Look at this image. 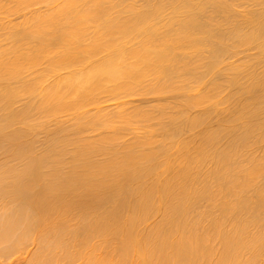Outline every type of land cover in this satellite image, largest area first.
Instances as JSON below:
<instances>
[{
    "label": "bare ground",
    "instance_id": "1",
    "mask_svg": "<svg viewBox=\"0 0 264 264\" xmlns=\"http://www.w3.org/2000/svg\"><path fill=\"white\" fill-rule=\"evenodd\" d=\"M0 264H264V0H0Z\"/></svg>",
    "mask_w": 264,
    "mask_h": 264
},
{
    "label": "rangeland",
    "instance_id": "2",
    "mask_svg": "<svg viewBox=\"0 0 264 264\" xmlns=\"http://www.w3.org/2000/svg\"><path fill=\"white\" fill-rule=\"evenodd\" d=\"M147 101L146 102H150V103H152L151 101L154 99V97H147V98H145ZM145 99H144V101H145ZM165 99V98H164ZM166 99H170V98H166ZM141 100L143 101V99H140V102H141ZM139 101V100H138ZM154 101H156L155 99H154ZM153 101V102H154ZM140 102H138V103H140ZM146 102H144V103H146ZM143 103V102H142Z\"/></svg>",
    "mask_w": 264,
    "mask_h": 264
}]
</instances>
